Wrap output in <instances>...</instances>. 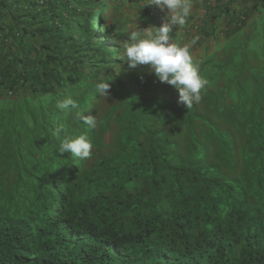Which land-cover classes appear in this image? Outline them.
I'll list each match as a JSON object with an SVG mask.
<instances>
[{"label": "trees", "instance_id": "obj_1", "mask_svg": "<svg viewBox=\"0 0 264 264\" xmlns=\"http://www.w3.org/2000/svg\"><path fill=\"white\" fill-rule=\"evenodd\" d=\"M261 1L193 61L208 84L188 109L127 66L164 16L149 0H0V264H264ZM82 133L90 158L58 152Z\"/></svg>", "mask_w": 264, "mask_h": 264}, {"label": "clouds", "instance_id": "obj_2", "mask_svg": "<svg viewBox=\"0 0 264 264\" xmlns=\"http://www.w3.org/2000/svg\"><path fill=\"white\" fill-rule=\"evenodd\" d=\"M202 1V15L192 16L191 20V17L189 18L193 7L191 0H149L147 5H154L164 13L162 23L159 27L149 25L139 31H133L130 37L132 42L124 47L128 68L135 69L139 65L148 64L159 82L173 86L177 90L178 102L183 103L188 109L194 103L200 102L201 91L208 84L207 79L200 74L198 65L193 61L203 58L206 51L214 50L216 45L225 46L229 39L235 38L233 33L248 29L246 27L255 20L248 8L258 2L251 0L245 4L243 0ZM235 2L241 5H235ZM221 6H228L237 16L232 19L231 15L220 13L221 11L218 13ZM212 12L216 17L213 20L207 19V15ZM174 28L176 35H180L178 43L170 39V33ZM199 49L202 54L194 56V52ZM109 87L108 82L97 84V90L102 94H108ZM57 107L66 110L76 109L78 105L69 98L59 101ZM82 119L89 129L96 128L93 116ZM92 148L93 144L87 133H82L76 137L63 138L58 152L61 154L69 152L74 157L88 159L92 155Z\"/></svg>", "mask_w": 264, "mask_h": 264}, {"label": "crops", "instance_id": "obj_3", "mask_svg": "<svg viewBox=\"0 0 264 264\" xmlns=\"http://www.w3.org/2000/svg\"><path fill=\"white\" fill-rule=\"evenodd\" d=\"M235 0H233L234 2ZM235 5H241L240 3L238 2H235L234 3ZM193 7H192V11H191V14L189 16V18L191 17V20L193 19L192 16L194 17H198L199 15L201 16L202 15V7H203V1L202 0H196L193 4ZM202 21H203V18H202ZM162 23V22H161ZM160 23V24H161ZM159 24V26H160ZM158 26V27H159ZM193 52V51H192ZM202 54V51L199 49L198 51L194 52V56H200Z\"/></svg>", "mask_w": 264, "mask_h": 264}, {"label": "rangeland", "instance_id": "obj_4", "mask_svg": "<svg viewBox=\"0 0 264 264\" xmlns=\"http://www.w3.org/2000/svg\"><path fill=\"white\" fill-rule=\"evenodd\" d=\"M257 21H259V20L257 19ZM173 35H174V36H173V40H174L176 43L180 42V41H179L180 35H179V34L176 35V31L173 32Z\"/></svg>", "mask_w": 264, "mask_h": 264}]
</instances>
